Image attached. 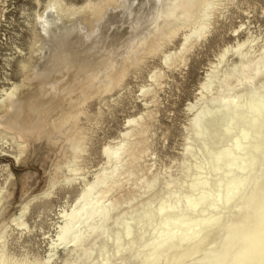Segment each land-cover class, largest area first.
<instances>
[{
    "label": "bare ground",
    "instance_id": "bare-ground-1",
    "mask_svg": "<svg viewBox=\"0 0 264 264\" xmlns=\"http://www.w3.org/2000/svg\"><path fill=\"white\" fill-rule=\"evenodd\" d=\"M137 1L87 0L77 6L66 0H48L46 9L36 14L29 56L21 58L19 65L26 73L34 66L37 54L39 62L29 77L21 83H12L0 94L2 139L10 135L11 140L23 144L36 134L46 135L57 146L67 169L83 176L76 161L85 151V135L78 125L84 113L83 104L122 85L149 57L163 53V48L190 19L196 26L183 33L180 49L164 54V63L169 67L184 62L187 52L210 31L221 0H149L144 23L149 24L145 31L134 25H117L136 14L142 0ZM196 12L201 16H195ZM101 19L103 22L96 31L113 23L117 28H109L108 39L114 40L100 43L93 56L106 58L103 61L106 64L101 62L104 65L99 67L100 72L91 75H88L90 64H85L83 76L74 79L79 81V94L60 106L59 115L43 116L42 111L46 110L43 103L50 104L47 109H51L59 102L56 91L50 100L42 99L41 95L65 61L58 64V57L71 52L70 36L80 31L88 37ZM117 35L123 39L116 41ZM254 40L247 38L226 48L208 71L197 102L189 105L195 115L191 138L188 137L185 147L188 157L183 162L182 175L167 180V189L163 186L154 192L157 177L141 176L145 190L140 195L131 192L130 197L123 194L126 183L137 184L132 169L146 150L141 135L145 133L143 126L149 114L140 115L129 120L120 141L105 147L107 165L96 171L91 181L83 178L84 187L77 202L60 212L62 221L46 259L28 261L9 254L5 235L10 226L5 223L0 229V264H51L58 249L71 255L63 264H264V142H261L264 84L262 89L252 87L249 93L238 91L264 75V45L260 51H254L252 45L244 48ZM122 48L124 51L120 52ZM230 52L240 58L237 64L227 60ZM82 63L80 60L79 64ZM163 76L164 71L157 69L151 78L159 83ZM56 83L59 89V80ZM153 91L150 85L143 89V94ZM210 117L226 119L222 131L209 130L205 120ZM212 133L219 139L227 137L228 143L211 147ZM202 152L207 154V160L197 158ZM206 163L213 170L212 176L202 171ZM171 183L178 186H170ZM3 191L1 187L0 203ZM48 194L51 191L47 190ZM143 194L150 195L140 199ZM124 205L129 206L125 209ZM28 207V203H23L20 214L11 220L21 229L28 228L25 220Z\"/></svg>",
    "mask_w": 264,
    "mask_h": 264
},
{
    "label": "rangeland",
    "instance_id": "rangeland-1",
    "mask_svg": "<svg viewBox=\"0 0 264 264\" xmlns=\"http://www.w3.org/2000/svg\"><path fill=\"white\" fill-rule=\"evenodd\" d=\"M86 1L66 0L67 3L77 6L85 4ZM47 2L48 0H9L4 5V1L0 0V94L12 83H21L23 78L29 77L39 62L36 59L37 54L33 60L34 66L28 68L26 73L19 65L21 58L29 56L36 14L46 9ZM137 2L134 0V3ZM149 7V0H142L136 11L137 16L140 15L135 17L134 13L126 18V22L121 24V21H118L117 25L120 27L134 25L137 30L141 27V32L142 29L145 31L144 28L149 24L147 22L144 24ZM195 16H201V13L196 12ZM102 22L103 19L96 23L88 37H84L80 31H75L70 36L71 50L68 51L71 52L58 57V64L64 59L65 61L53 74V78H48L49 81L45 85L48 90L41 95L42 99L50 100L55 97L52 94L56 91L59 94L55 98L59 102L56 106L52 104L51 109H47L48 106L51 107L50 104L43 103L46 108L42 111L43 116L47 114L46 117L50 118L59 115L60 106L69 97L73 99L79 94V81L74 79L83 76L85 64H90L88 75L98 74L99 67L106 64L103 62L106 58L93 56L97 52L96 47L109 38L107 35L110 29L117 28L113 23L107 27L108 29L96 31ZM212 22L210 31L187 52L184 62H177L169 67L164 63V54L180 49L184 38L183 33L191 32L196 26L190 19L185 22V28L181 29L173 41L163 48V53L149 57L140 69L132 71L124 79L122 85L100 96H94L83 104L84 113L80 115L78 125L85 135V151L76 160L81 172L84 173L83 176L75 175L67 169L65 159H62L58 153L57 146L49 142L46 135L36 134L23 144L11 140L10 135H6L5 139L0 136V188H4V196L0 203V229L5 223L10 226L6 228L5 235V248L9 254L17 259L28 261L43 262L46 259L52 239L56 238L58 224L62 221L60 212L63 209H70L77 202L84 187L83 178L91 181L95 172L107 165L105 147L120 141L128 129L129 120L133 118L149 114L143 126L145 133L141 135L146 150L136 159V166L132 169L134 171L132 178L136 179L137 184H133L132 181L126 183L123 194L127 197L131 196V192L140 195L145 190L142 187L144 177L150 179L153 176L157 177L155 192L160 187H165L167 180L182 175V169L188 157L185 147L189 142L188 137L193 129L194 121L192 120L195 115V110L190 109L189 105L197 102L201 84L226 48L236 45L237 42L241 43L247 38H255L244 48L252 45L254 51L262 50L264 0H221ZM119 37L117 35L115 40L123 39ZM113 40L110 38L107 42ZM123 51V48L120 49V52ZM116 55L117 53H114V56ZM80 60H83L82 64H79ZM227 60L237 64L240 58L234 52H230ZM157 69L164 71V76L159 83L153 82L151 78L152 73ZM56 80H59V89H57ZM261 84H264V75L238 91L249 93L252 87L262 89ZM150 85L154 87V91L143 94V89H147ZM41 109L42 106L39 104L38 110ZM205 122L210 131L212 129L222 131L226 119L210 117ZM237 123L244 124V122ZM262 130L264 132V129ZM0 135H3L1 128ZM211 136L209 139L211 147L218 148L228 143L227 137L219 139L214 133ZM261 140L263 143L264 138ZM202 153L197 154V158L207 160V154ZM68 162L71 163L72 159ZM211 170L209 163H206L202 171L212 176L213 170L212 172ZM141 176L144 177L141 178ZM53 181L54 186H51ZM170 186L178 185L171 183ZM47 190L51 191V194L47 195ZM150 194H143L140 199ZM23 203H28L29 206L25 213L27 229H21L11 222L20 214ZM128 206L124 205L123 208L126 209ZM68 258H71V255L64 249H58L51 264H63L64 259Z\"/></svg>",
    "mask_w": 264,
    "mask_h": 264
},
{
    "label": "built area",
    "instance_id": "built-area-1",
    "mask_svg": "<svg viewBox=\"0 0 264 264\" xmlns=\"http://www.w3.org/2000/svg\"><path fill=\"white\" fill-rule=\"evenodd\" d=\"M4 1V5L9 1V0H3ZM5 7V6H4Z\"/></svg>",
    "mask_w": 264,
    "mask_h": 264
}]
</instances>
